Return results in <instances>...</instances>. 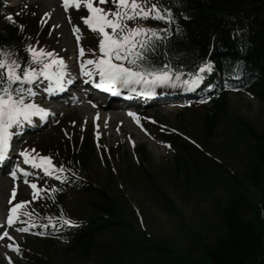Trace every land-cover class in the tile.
I'll return each instance as SVG.
<instances>
[{
    "label": "rangeland",
    "instance_id": "rangeland-1",
    "mask_svg": "<svg viewBox=\"0 0 264 264\" xmlns=\"http://www.w3.org/2000/svg\"><path fill=\"white\" fill-rule=\"evenodd\" d=\"M18 1L9 3L16 4ZM24 1L36 8L40 24L48 26L47 40L36 39L33 42L37 45L36 49H49L66 55L72 67L77 44L70 33L69 20L80 23L78 16L73 14L76 11L74 7L70 15L59 9L54 17L48 9L47 0ZM89 37L87 34L81 44L84 45ZM227 98V112L209 133L203 126L201 112H192L184 107L166 109L168 105L163 102L147 109L142 123L155 141L161 138L154 126V121L158 119L166 127L176 129L200 144L197 150L185 142L186 147H192L188 151H179L177 148L179 158L174 155L173 148L147 140L149 137L135 127L125 124L120 127L121 118L112 121L113 128L108 130L106 126L99 142L93 143L92 167L89 171L92 181L100 184L115 198L117 203L113 205L121 211V219L131 225L119 223L96 235L94 246L87 256L75 255L68 251L67 245L55 240L45 243L43 239L20 234L16 240L20 239L21 247L26 245L32 256L27 258L20 251L10 252L12 263L149 264L148 253L152 252L136 244L137 240L143 239L139 233L143 230L150 235V240L166 242L180 254L199 257V245L211 244L221 232L220 207L238 195L237 191L241 192V196L244 195V217L251 218V204L257 201L259 192L246 178V193L234 178L248 173L255 158L254 141L244 132L241 121L249 123L257 133L264 135V101L235 91L229 92ZM63 112L73 113V119L90 130V113L86 107L64 109ZM54 130L53 126L47 127L33 134L30 140L35 138L40 141L55 134ZM37 140L30 142L32 149L38 145ZM135 143L144 146L142 165L137 164L139 159L136 160L133 152ZM195 150L201 155H195ZM104 153L106 160L101 159ZM262 177L259 183L264 184V173ZM10 186V181L0 174V215L7 206L5 202ZM21 194L29 196L31 191L23 186L16 196L17 200ZM77 200L70 205L75 217H90L95 213V205H104L100 197L93 193L79 196ZM2 250L0 248V252ZM33 256L45 262L38 263ZM158 256L162 264H173L167 260L171 256L165 253ZM152 263L155 264V261ZM0 264H5V261L0 259Z\"/></svg>",
    "mask_w": 264,
    "mask_h": 264
},
{
    "label": "trees",
    "instance_id": "trees-1",
    "mask_svg": "<svg viewBox=\"0 0 264 264\" xmlns=\"http://www.w3.org/2000/svg\"><path fill=\"white\" fill-rule=\"evenodd\" d=\"M156 2L171 10L174 17L171 25L153 19L129 20L127 23L130 27L143 24L148 28H171L172 34L159 42L155 51L148 53L149 59L157 65L170 62L174 68L188 73L202 62H213L215 74L219 76L214 74L206 78L213 82L217 92L206 97L200 108L194 109V112H201L206 133L211 132L227 112L226 87L234 86L231 81L239 78L238 88L264 101V0ZM105 7H113L111 0H108ZM4 10L3 0H0V46L10 48L14 58L24 65L29 60V55L24 50L27 33L35 32L36 16L31 18L30 14L23 12L9 21L3 14ZM44 34L43 32L42 35ZM68 123L69 121H64L65 125ZM241 123L244 132L254 141L255 158L250 171L245 175L239 174L234 179L247 193L248 178L249 184L254 185L259 192L257 201L251 204V218L244 217V195L241 196V192L237 191L238 195L220 207L221 232L213 238L211 244L199 245V257L180 254L166 242L150 240L140 231L143 239L137 240L136 244L152 252L148 253L149 264L154 261L155 264H162L157 255L164 253L171 256L167 260L173 264H264V184L259 183L264 173V135L257 133L249 123ZM169 135L179 151H188L192 147H186L178 134ZM79 140L78 134L69 139L60 135L55 141L45 145L43 150L51 151L56 163L64 161L73 166L77 172H74L75 175L81 174L83 178L88 173L93 151L89 134L81 142ZM194 154L201 155L197 150ZM179 156L176 154V158ZM82 178H71L66 187H54L56 191L42 200L44 202L39 209L42 213L48 211L50 214H58L62 211L61 205L66 204L72 195L87 192L97 194L104 205H95V216L79 228L78 232L74 231L71 237L66 238L68 251L78 256H87L94 246L96 235L119 223L128 226L131 224L121 219V213L113 205V198L103 188Z\"/></svg>",
    "mask_w": 264,
    "mask_h": 264
},
{
    "label": "snow or ice",
    "instance_id": "snow-or-ice-1",
    "mask_svg": "<svg viewBox=\"0 0 264 264\" xmlns=\"http://www.w3.org/2000/svg\"><path fill=\"white\" fill-rule=\"evenodd\" d=\"M106 3L108 0H83V6L89 15L82 17V20L90 30L98 34L100 55L94 59L82 60L79 68L84 76L91 77L94 74L99 76V83H96L95 87L111 90L110 86H116L117 89L125 88L135 92L139 86L143 95L152 96L155 94V88L176 87L178 83L191 89L192 86L200 83L201 73L211 69L210 63L205 61L195 72L187 73L188 79H181L185 74L174 68L170 62L157 65L149 59L148 53L155 51L159 42L172 34L171 28H148L143 24L130 27L127 21L153 19L171 25L174 22L171 10L163 8L156 0H111L112 8L104 9L100 6ZM62 4L66 11L70 4H75L79 9L81 0H62ZM7 19L11 21L12 15L9 14ZM22 30L23 26H21ZM73 31L79 40V29L74 28ZM176 31L178 33L179 28ZM26 51L29 54V60L22 65L12 58L10 48L0 46V161L5 160L11 138L16 134L10 129L22 128L25 124L31 123L34 116L43 120L49 115L48 109L38 105L32 99L36 95L32 87L34 82L40 77L57 85L65 80L70 81V74L62 58L55 57L53 52H46L44 49L37 50L32 46H28ZM80 56H84L83 48L80 49ZM33 64L39 67H33ZM113 94L117 92L114 91ZM129 115L135 117L136 114L129 113ZM137 123H139L138 118ZM27 151L20 153L24 157L25 164L42 169L48 176L63 171V166L57 168L51 164L50 157L30 159ZM11 175L14 179L16 178L15 171L11 172ZM24 175L27 173L25 172ZM56 179H61V177L57 175ZM25 183L30 182L25 180ZM30 186L34 190L33 198L35 199L36 192L40 189L35 182H31ZM16 191V187H13L9 198L10 205H12ZM51 191L55 192L56 189L53 188ZM27 203V201L18 202L9 208L6 218L9 227L17 218V210ZM62 219L66 225L78 226L75 221ZM18 231L26 232L28 229L22 227ZM3 237H9V233L3 232ZM7 247L19 251L18 246L13 244H8ZM9 264H11L10 258Z\"/></svg>",
    "mask_w": 264,
    "mask_h": 264
},
{
    "label": "bare ground",
    "instance_id": "bare-ground-1",
    "mask_svg": "<svg viewBox=\"0 0 264 264\" xmlns=\"http://www.w3.org/2000/svg\"><path fill=\"white\" fill-rule=\"evenodd\" d=\"M47 5H48L49 11L54 15V17H56V14L58 13V10H59V3H57L55 0H47ZM166 109H169V108L166 107ZM109 118L111 120L113 119L112 117H109ZM104 128H105V125L101 124L100 129L103 130ZM90 129H92V128H90ZM110 129H112V128H108V130H110Z\"/></svg>",
    "mask_w": 264,
    "mask_h": 264
}]
</instances>
